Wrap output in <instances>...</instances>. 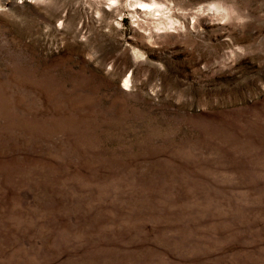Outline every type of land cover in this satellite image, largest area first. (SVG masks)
I'll return each mask as SVG.
<instances>
[{
    "label": "rangeland",
    "instance_id": "rangeland-1",
    "mask_svg": "<svg viewBox=\"0 0 264 264\" xmlns=\"http://www.w3.org/2000/svg\"><path fill=\"white\" fill-rule=\"evenodd\" d=\"M0 264H264V0H0Z\"/></svg>",
    "mask_w": 264,
    "mask_h": 264
},
{
    "label": "bare ground",
    "instance_id": "bare-ground-1",
    "mask_svg": "<svg viewBox=\"0 0 264 264\" xmlns=\"http://www.w3.org/2000/svg\"><path fill=\"white\" fill-rule=\"evenodd\" d=\"M143 4L150 5L149 2H142V5H143ZM141 8H143V7H141Z\"/></svg>",
    "mask_w": 264,
    "mask_h": 264
}]
</instances>
